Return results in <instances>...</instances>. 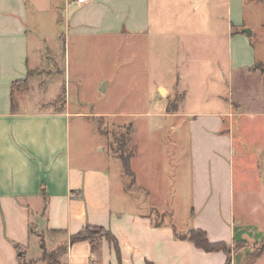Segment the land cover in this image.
Here are the masks:
<instances>
[{
    "label": "crops",
    "instance_id": "obj_1",
    "mask_svg": "<svg viewBox=\"0 0 264 264\" xmlns=\"http://www.w3.org/2000/svg\"><path fill=\"white\" fill-rule=\"evenodd\" d=\"M243 8L244 0H0V264H49L46 249L60 250L61 264H225L224 251H204L177 238L173 228L202 229L209 241L224 242L231 264H264V72L254 68L264 61L242 53L243 44L251 46L241 35ZM212 20L223 24L221 33L212 29ZM199 21L203 34L196 29L202 28ZM57 23L64 24V38L189 39L187 55L179 56L184 71L175 83L178 102L170 105L160 93L167 87L158 83L160 103L145 111L157 124L151 131H171L175 154L180 131L186 134L183 166L177 153L169 195L159 192V163L141 160L140 174L135 170L137 153L130 160L135 180L128 189L124 174L116 184L107 166L73 162V113L67 106L15 105L19 88L39 80L41 51L50 49L45 30ZM211 66L219 71L216 88L190 73ZM160 195L191 198L187 225L138 211L159 212ZM87 225L115 236L120 262L104 237L96 244L70 242Z\"/></svg>",
    "mask_w": 264,
    "mask_h": 264
},
{
    "label": "rangeland",
    "instance_id": "obj_2",
    "mask_svg": "<svg viewBox=\"0 0 264 264\" xmlns=\"http://www.w3.org/2000/svg\"><path fill=\"white\" fill-rule=\"evenodd\" d=\"M213 14L215 13L211 12L212 17ZM243 17L241 30L244 32L249 29L252 35L241 33L251 42V46H241L242 53L254 55L256 59L264 61V5L260 0H244ZM195 23L201 25L203 29H196L203 34L204 23ZM212 23V29L217 33L223 31L222 23L217 24L215 20ZM45 31L50 35V49L44 47L41 51L43 62L42 70L37 76L39 80L19 88L21 100L16 95L13 98L15 105L53 110L67 106L73 113L69 127L73 162L84 167L107 166L116 184L121 175L126 176L124 185L128 189L131 187V179L122 170L117 157L137 153L135 170L140 174L144 164L141 160L159 163L158 176L164 185L159 192L169 195L166 188L170 189L176 183L173 175L177 153L180 158L179 167L183 166L182 152L186 134L180 131L179 149L175 154L171 131H151L149 128L157 124L145 117V111L152 110L160 103L157 97L159 91L156 89L158 83L167 87H162L160 93L162 97L167 96L170 105L178 102L180 95L175 92V83L179 74L184 71L180 68L179 56L187 55L184 48L189 39L171 35L146 39L64 38L61 37V34L66 33L63 23L47 26ZM161 32L165 34L164 31ZM197 39L198 44L203 46L204 36ZM190 73L192 76L199 75L204 80L208 79L207 82L210 80L209 85L213 88L218 87L216 81L219 71L215 66L207 67L205 71L191 69ZM50 80L52 85L47 84ZM104 84H107L106 90L102 92L100 89ZM76 111L87 115L83 118L75 115ZM131 191L139 194L136 188ZM160 196L157 198L159 203L155 206L157 211L168 209L173 212L172 217L161 216L159 212L150 211V207H142L138 211L149 213L155 221L172 220L179 228L187 225L191 198L179 195ZM140 201L142 196L138 198V202ZM59 253L60 250L46 249L43 259L49 264H52L51 261L58 262Z\"/></svg>",
    "mask_w": 264,
    "mask_h": 264
},
{
    "label": "trees",
    "instance_id": "obj_3",
    "mask_svg": "<svg viewBox=\"0 0 264 264\" xmlns=\"http://www.w3.org/2000/svg\"><path fill=\"white\" fill-rule=\"evenodd\" d=\"M264 2V0H262ZM264 65V64H263ZM262 64H256L254 66L255 69H260L262 72H264V67ZM27 80H24L23 83L26 84ZM132 154H129L128 156L120 155L117 158L121 161L122 168L124 173L130 177L131 183H134L135 176L130 166V160H131ZM175 235L179 239H187L194 243V245L200 249H203L204 251L210 252V251H219L222 250L226 253L227 259L225 264H231L230 255H231V249L229 246H227L224 242H211L207 238V234L202 229H189L187 232H178L175 228H173ZM102 237L106 238L113 246V249L115 251L116 257L118 261L120 262V250L118 241L115 238V236L107 229H105L103 226H85L81 231H79L77 234H74L70 237V242L74 243L77 241H90L91 243L96 244L99 239ZM95 246V245H93ZM264 247V245H263ZM262 250L260 248L256 251V253H259ZM52 260V259H50ZM52 264H59L57 261L53 262Z\"/></svg>",
    "mask_w": 264,
    "mask_h": 264
},
{
    "label": "water",
    "instance_id": "obj_4",
    "mask_svg": "<svg viewBox=\"0 0 264 264\" xmlns=\"http://www.w3.org/2000/svg\"><path fill=\"white\" fill-rule=\"evenodd\" d=\"M244 32H245L246 34H248L249 36L252 34V31L249 30V29H245ZM106 85H107V84H104V85L101 87L100 90H101L102 92L105 91V89H106Z\"/></svg>",
    "mask_w": 264,
    "mask_h": 264
},
{
    "label": "built area",
    "instance_id": "obj_5",
    "mask_svg": "<svg viewBox=\"0 0 264 264\" xmlns=\"http://www.w3.org/2000/svg\"><path fill=\"white\" fill-rule=\"evenodd\" d=\"M77 3L82 4L85 2V0H75Z\"/></svg>",
    "mask_w": 264,
    "mask_h": 264
}]
</instances>
